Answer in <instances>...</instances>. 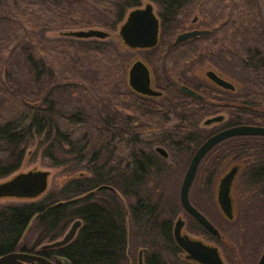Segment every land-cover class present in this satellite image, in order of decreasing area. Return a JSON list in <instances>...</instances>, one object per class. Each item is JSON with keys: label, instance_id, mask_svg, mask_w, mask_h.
<instances>
[{"label": "trees", "instance_id": "1", "mask_svg": "<svg viewBox=\"0 0 264 264\" xmlns=\"http://www.w3.org/2000/svg\"><path fill=\"white\" fill-rule=\"evenodd\" d=\"M155 2L161 32L148 59L162 89L157 98L130 88V53L105 40L68 37L72 31L117 30L138 0H0V180L21 169L34 142L53 168L65 172L61 185L39 200L0 206V256L34 253L80 220L73 241L41 254L62 264H139L136 252L143 251V264H191L174 239L175 219L189 216L178 188L212 135L200 127L205 117L225 111L223 128H229L253 120L250 101L264 108V29L255 0ZM190 12H202L208 27H219L218 36L172 48ZM50 32L60 37L49 39ZM202 51L238 75L235 94L189 76ZM182 85L205 100L184 95ZM158 147L170 151L171 164ZM232 163L245 168L239 177L242 205L252 195L264 199V138L236 137L214 148L193 186L201 179L200 192L213 201L214 186ZM203 207L222 238L189 216L190 231L216 241L231 264H257L264 239H255L243 206L232 221ZM252 220L262 223L264 212L255 211Z\"/></svg>", "mask_w": 264, "mask_h": 264}, {"label": "water", "instance_id": "2", "mask_svg": "<svg viewBox=\"0 0 264 264\" xmlns=\"http://www.w3.org/2000/svg\"><path fill=\"white\" fill-rule=\"evenodd\" d=\"M196 21V20H195ZM160 18L155 12L154 5L149 3L143 8L132 10L120 27V37L124 44L130 49H153L159 43ZM206 31H194L180 34L174 46H178L190 39L206 35ZM110 32L101 29H89L72 31L68 33L69 38L79 40H106ZM207 77L216 86L234 92L236 90L233 83L217 75L214 71H209ZM128 82L130 88L146 97H160L161 91L152 86V73L149 66L143 61H135L130 67ZM184 95L198 101H204L205 97L186 85L179 88ZM225 120L223 115H218L205 120L206 127L221 123ZM262 136L264 128L249 125H239L219 131L210 136L196 151L187 171L184 175L180 187V203L188 215L197 221L206 231L217 239L222 235L218 228L191 202L190 192L195 182L199 167L204 158L219 144L236 137ZM156 152L164 159H169V154L163 147H158ZM238 174V168L233 167L219 181L217 190V202L223 215L229 221L234 219V205L232 200V186ZM50 173L48 171L29 172L14 176L9 181L0 184V198L18 197L25 199L39 198L48 191ZM82 226L80 220L76 221L65 236L52 243H47L41 247L38 253L45 250L62 248L68 245L76 237ZM185 221L179 217L174 226V239L177 246L186 254V259L196 264H226L219 247L204 243L201 240L192 239L183 234ZM61 260V258H59ZM0 264H54L49 259L40 254H33L24 251L12 252L0 256ZM139 264H143V251L140 252ZM257 264H264V247Z\"/></svg>", "mask_w": 264, "mask_h": 264}, {"label": "rangeland", "instance_id": "3", "mask_svg": "<svg viewBox=\"0 0 264 264\" xmlns=\"http://www.w3.org/2000/svg\"><path fill=\"white\" fill-rule=\"evenodd\" d=\"M138 1L140 2V6L139 7H141V8L145 7L149 3L153 4L154 5V8H155V12L159 15L160 10H159V8H158L155 0H138ZM255 1L258 4L257 13H258L259 17L262 20V23H263L262 25H264V0H255ZM132 10H134V9H132ZM132 10H130L129 13ZM193 15L194 14L192 13L191 15L188 16V18H187V24H186L187 27H188L189 21L193 17ZM121 25L115 31H109V30L101 29V30L110 32L109 38L106 39L105 41L115 43L122 51H124L126 53H130L132 55V59L130 60V67L133 64V62H135V61H143L150 68V65H149L150 63H149V59H148V57L150 55L149 54L150 51L137 50V49L134 50V49L128 48L124 44V42L121 39L120 34H119ZM46 36L49 39H56V38L60 37V34L58 32H50V33H47ZM255 36L256 35H252V39H254ZM262 44L263 43H260L259 45L261 46ZM262 48H264V45L262 46ZM235 60H236V58H235ZM234 66L235 65L231 64V67H232L233 70H234ZM229 68H230V66L228 64L223 63L222 61H218V62L215 63V62H211V61L208 62V61H205L204 60V61H201V63H197L194 66L192 72L189 73V76L196 77L198 80H201L204 83L210 84L209 81H208V79H207V77H206V74L205 73H206V70L207 69L208 70L209 69H213V70H216V71L220 72V74H222L223 76L231 79L230 81L236 85V88H237L236 92H237L238 91V88H240V85L237 82L238 75L236 76V75H233V74L228 73V69ZM236 68H237V66H236ZM129 70H130V68H129ZM129 70H128V77H129ZM237 72H238V70H237ZM155 88L158 91H161L162 90V89L158 88L156 85H155ZM223 114L226 115L225 116L226 117L225 123H222V124H213L211 126L206 127L205 124H204L205 120L208 119V118L214 117L216 115V114H211V115L205 117L204 120L200 123L201 129L204 130V131H206V132H211L212 131V135L214 133L222 130L223 127L225 126V124L227 123V121L229 120V114L227 112H223ZM212 135H210V136H212ZM165 149H166V151L169 154L168 162L171 164L173 162V160H172V158H170V151L167 148H165ZM229 169H230V166L226 167L225 170H223L221 176L223 177L225 175V173L227 174V172H229L228 171ZM37 171H48L50 173L49 186H48L47 193L49 191H51V190L56 189L57 187H59L61 185L63 179L65 178L64 177L65 176L64 170L62 168H53L48 163V161L42 157L41 150L38 148V142H34L30 146V148H29V150L27 152L26 158L24 160V163H23L21 169L16 174H14L12 177H10L8 179H1L0 180V184L1 183H4L6 181H9L10 179H12L16 175L26 174V173H29V172H37ZM200 181H201V179L198 181V184L201 183ZM218 182L216 183V185L214 186V189H213V193H214L213 201L210 198H208V196L203 192V190L200 192L201 188L199 190L198 184H197V186H196V184H195V186H192L193 189L191 188L192 190H191V193H190V200H191L192 204L201 213H203L211 222H213L214 224H216V221L204 209L203 203L206 206H208V208L214 209V211L211 210V215H213L214 217H220L221 220L224 219L225 221H229L228 219H226V217L220 211V209H219V207H218V205L216 203V196H215V194L217 193ZM180 187H181V184H180V186L178 188L179 189V194H180ZM43 196H45V195H43ZM43 196H41V197H43ZM41 197L34 198V199H25V198H18V197H2V198H0V206L10 205V204H18V203H25V202H31V201H37ZM233 197L236 200V210H235L236 216L235 217H240L242 215L241 208L243 206V209L246 210V212H248V216L250 217V219H249L250 220V223H249L250 226H252V228L254 227L253 230H255V233H256L255 234V239L263 240L264 239V220H262V223H257V222H253L252 219L254 217V212L255 211H257V212H262L263 211L264 212V199L260 195H257V194L256 195H252V196H249V198H247V200L245 202V205L244 204L242 205L243 200H242V194H241L239 177L237 179L236 186L234 187V190H233ZM189 216H187L185 213H181L175 219V222H176L179 217H182L183 220L185 221V226L183 228V234L189 236L192 239L201 240V241H203L204 243H206L208 245H212V246L219 247L220 252H221V255H222L225 263L226 264H231L230 261L228 260V258L226 257V254H225V252L223 250V247L220 246L216 241L209 240L207 237H204V236H201V235L192 233L190 231V227H191L192 220L190 218L191 216L190 217ZM70 228L71 227H69V229ZM69 229L66 231V233L69 231ZM66 233L64 234V236L66 235ZM26 243H28V242H27L26 239H24L22 241V244L23 245H28L29 248L32 246V243L31 242H29L28 244H26ZM227 245L229 247H231V248L235 247L234 246V240L227 241ZM263 247H264V243L262 245V250H263ZM40 248L41 247H38V248H36L34 250L35 251H38V250H40ZM140 252L139 251L136 252V257H137L138 263H139V258H140ZM261 254H262V251L260 252V255L259 256H261ZM185 256L186 255L183 252L181 258L183 260H186V257ZM186 261H188V260H186ZM190 263L191 264H196V263H193V262H190Z\"/></svg>", "mask_w": 264, "mask_h": 264}, {"label": "flooded vegetation", "instance_id": "4", "mask_svg": "<svg viewBox=\"0 0 264 264\" xmlns=\"http://www.w3.org/2000/svg\"><path fill=\"white\" fill-rule=\"evenodd\" d=\"M140 8V7H139ZM194 14L193 15V17L190 19V21H189V24H188V27L186 26V24H187V21H186V23H185V25H184V27H183V29H182V31H180V33L179 34H177L174 38H173V41H172V44H171V47L172 48H179V47H186V46H189V45H191L192 43H194V42H198V41H200V42H208V41H210L211 40V38H213V37H215V36H218V35H216L215 34V31H216V29H219V27L217 26V27H215V28H210V27H208L207 25H206V23L204 22V16H203V14H202V12H190V14L189 15H191V14ZM188 15V16H189ZM160 18V17H159ZM196 20V21H195ZM160 24H161V20H160ZM263 27V29H264V25L262 26ZM194 31H206V32H208L206 35H203V36H198V37H196V38H193V39H190V40H188V41H186V42H184V43H182V44H180V45H178V46H174V43H175V41H176V39H177V37L180 35V34H183V33H187V32H194ZM160 32H161V25H160ZM159 39H160V37H159ZM154 49V48H153ZM153 49H147V50H145V51H151V50H153ZM137 50H142V49H137ZM234 57H232V59L234 60L235 59V54L233 55ZM199 63H201V61H208V62H218L219 61V59H217L216 57H213V55H207V54H205V52L204 51H202V53H201V56H200V58H199ZM232 60V61H233ZM150 70H151V68H150ZM209 71H214L217 75H219L220 77H222V78H224L225 80H228L229 82H231L230 80L231 79H229V78H227V77H225V76H223L222 74H220V72H218V71H216V70H213V69H207L206 70V73L205 74H207ZM151 73H152V86H153V88H155V84H154V76H153V72H152V70H151ZM206 77H207V75H206ZM207 79H208V77H207ZM208 81H209V85H211L212 87H214V88H216V89H219V90H222L223 92H228V93H230V94H235L236 93V90H237V88H236V85L234 84V86H235V88H236V90L234 91V92H231V91H227V90H224V89H222V88H220V87H218V86H216L212 81H210L209 79H208ZM232 83V82H231ZM179 88H180V86H179ZM156 89V88H155ZM192 89V88H191ZM157 90V89H156ZM194 90V89H193ZM251 90V89H250ZM196 92H198L199 94H201L202 96H204L201 92H199V91H197V90H195ZM252 94V93H251ZM154 98V97H153ZM157 98V97H156ZM251 103H250V105H248V109H249V111H250V116H251V118L253 119V120H251L250 121V123H248V124H246V125H249V126H257V127H263L264 128V108H262V109H258L257 107H255L254 105H253V102L254 101H250ZM223 112H225V111H223ZM223 112H218L215 116H218V115H223L224 117L226 116L225 114H223ZM220 113V114H219ZM256 113H258L259 114V117H257V119L258 120H255L254 118H256V117H254V115L256 114ZM214 116V117H215ZM225 120H226V117H225ZM225 120L223 121V122H221V123H217V124H222V123H225ZM229 128H231V127H229ZM224 129H227V128H223L222 130H224ZM222 130H220V131H222ZM219 132V131H218ZM217 133V132H216ZM215 134V133H214ZM249 137H252V138H264V137H262V136H249ZM226 142V141H225ZM224 143V142H223ZM222 144V143H221ZM221 144H219V145H221ZM218 145V146H219ZM216 148V147H215ZM228 166H230V169L228 170V171H230L233 167H237L238 168V174H237V176H236V179H235V181H234V184H233V186H232V193H231V196H232V200H233V205H234V213H235V210H236V200L234 199V197H233V190H234V187L236 186V182H237V179H238V177H240L241 176V174L244 172V169L245 168H243L242 167V165L241 164H238V163H232V164H230V165H228ZM228 173V172H227ZM226 174V173H225ZM220 181V180H219ZM218 185H219V183H218ZM218 190V189H217ZM235 216H236V213H235ZM235 216H234V218H235ZM234 220V219H233ZM41 249V248H40ZM51 250V249H50ZM50 250H45V251H42V252H40V253H38L39 252V250L38 251H35L33 254H40L41 256H43V254H41V253H44V252H47V251H50ZM186 255V254H185ZM43 257H45V256H43ZM186 257V256H185ZM46 258V257H45ZM48 259V258H47ZM52 263H54V264H62V262H63V260L61 259V260H59V257H54V259H49ZM187 260V259H186ZM189 261V260H188ZM190 262H192V261H190ZM194 263V262H193Z\"/></svg>", "mask_w": 264, "mask_h": 264}]
</instances>
